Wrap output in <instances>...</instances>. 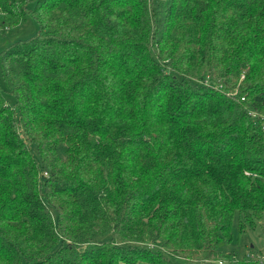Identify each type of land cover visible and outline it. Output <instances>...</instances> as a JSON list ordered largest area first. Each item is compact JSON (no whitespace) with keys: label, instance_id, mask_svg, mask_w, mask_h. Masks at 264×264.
I'll list each match as a JSON object with an SVG mask.
<instances>
[{"label":"trees","instance_id":"trees-1","mask_svg":"<svg viewBox=\"0 0 264 264\" xmlns=\"http://www.w3.org/2000/svg\"><path fill=\"white\" fill-rule=\"evenodd\" d=\"M29 14L0 264H261L221 245L264 222V0H0V38Z\"/></svg>","mask_w":264,"mask_h":264},{"label":"rangeland","instance_id":"rangeland-1","mask_svg":"<svg viewBox=\"0 0 264 264\" xmlns=\"http://www.w3.org/2000/svg\"><path fill=\"white\" fill-rule=\"evenodd\" d=\"M30 8L33 9L34 4H31ZM38 31V23L33 15L29 14L27 21L24 24L15 29L9 30L5 37L0 38V52L15 42L33 37ZM6 96L7 100L13 105L15 103L13 96L8 94ZM233 236V243L229 245H221V251L227 254H236L238 259H257L261 261V264H264V222L262 226H258L256 229H247L245 233H241L240 216L237 213L233 221Z\"/></svg>","mask_w":264,"mask_h":264}]
</instances>
